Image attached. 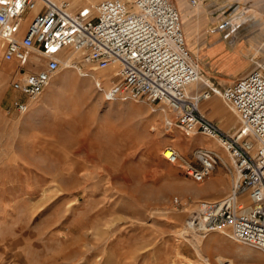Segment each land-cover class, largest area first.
Instances as JSON below:
<instances>
[{
    "label": "rangeland",
    "instance_id": "obj_1",
    "mask_svg": "<svg viewBox=\"0 0 264 264\" xmlns=\"http://www.w3.org/2000/svg\"><path fill=\"white\" fill-rule=\"evenodd\" d=\"M69 1L79 7L102 0ZM171 1L182 13L188 47L208 16L232 33L227 41L241 52L234 60L241 77L264 58V0L250 7L238 0L236 11L228 6L234 0H221L222 9L199 1L195 11L184 10L185 0ZM70 56L72 64L64 59L43 95L20 114L12 107L17 64L0 55V264H264L261 249L230 231L204 236L188 229L197 202L211 200L202 193L217 188L222 198L231 190L234 163L221 143L187 135L161 103L107 101L94 77L109 86L112 68L94 71L80 55ZM203 73L221 90L241 78ZM199 87L207 88L204 81ZM201 112L234 134L238 119L220 95L203 101ZM167 119L174 121L170 129ZM166 148L178 152V162L165 159ZM199 148L221 159L202 183L186 174L188 164L200 168Z\"/></svg>",
    "mask_w": 264,
    "mask_h": 264
},
{
    "label": "built area",
    "instance_id": "obj_2",
    "mask_svg": "<svg viewBox=\"0 0 264 264\" xmlns=\"http://www.w3.org/2000/svg\"><path fill=\"white\" fill-rule=\"evenodd\" d=\"M72 53L94 71L112 68L109 86L105 77H94L107 101L161 103L187 135L200 132L221 143L234 163L231 190L221 199L199 200L188 229L204 236L230 231L237 242L264 252V58L222 90L213 82L201 90L204 73L171 0H102L79 7L69 0H0V55L17 64L11 83L17 112L30 110ZM215 94L238 119L234 135L201 112L203 101ZM166 126L172 128L174 121L167 119ZM195 156L201 166L186 165V174L202 183L221 159L207 148ZM165 159L174 164L179 154L171 148ZM174 203L184 205L178 197Z\"/></svg>",
    "mask_w": 264,
    "mask_h": 264
},
{
    "label": "crops",
    "instance_id": "obj_3",
    "mask_svg": "<svg viewBox=\"0 0 264 264\" xmlns=\"http://www.w3.org/2000/svg\"><path fill=\"white\" fill-rule=\"evenodd\" d=\"M197 1L202 2L201 8H203V5L206 4L205 0H197ZM220 1L221 0H210V3L208 4L214 7H217V9H222L226 5H223L222 2ZM243 1H244V4L249 5V7L251 5H254V2H253L254 0H243ZM195 6L196 5H193L191 3V0L189 2L188 0H185L184 10L185 11L186 10L195 11V8L190 9L191 7H195ZM228 6L230 7L232 6L233 10L236 11L240 8V3L238 0H234L233 2L229 3ZM260 7H261L260 10L264 11V3L260 4ZM179 12L182 17V13L180 10ZM203 16L205 15H202L201 17ZM205 18H206V22L198 27L196 36L191 40L193 42V45L189 47L191 53L193 54L195 59L198 61L201 70L206 72L208 75H211L210 74L211 72H216V73H219L220 75L227 74L233 77L240 78L243 75V73L241 72L240 66L236 67L237 64L235 63V61L241 58L240 57L241 52L237 51L235 48H231L229 46V42L227 41V37L232 35V33H229V31L226 32L219 25H217V27H214V24H219L218 23L219 20L218 21L212 20L208 16H205ZM196 20L197 19H195L194 23L196 22ZM197 24H198V21L195 23V25ZM185 35H186V26H185ZM205 60H208V61L211 60L213 61V64H210V62L204 63L203 61ZM225 60H228V61H225ZM203 64L205 65L204 68L202 67ZM225 113L227 114V116H229V118L232 119V116L230 117V113L227 110H225ZM236 127L237 125L233 121L231 123V129L229 131H232ZM216 184L217 183L213 181L211 183V186H216ZM223 194L224 192L222 190L215 188L205 193H202L201 195L204 197H210L211 200H217V199H221L219 197L222 196Z\"/></svg>",
    "mask_w": 264,
    "mask_h": 264
},
{
    "label": "bare ground",
    "instance_id": "obj_4",
    "mask_svg": "<svg viewBox=\"0 0 264 264\" xmlns=\"http://www.w3.org/2000/svg\"><path fill=\"white\" fill-rule=\"evenodd\" d=\"M198 5V4H197ZM183 19V18H182ZM73 60H74V57L72 56H69L68 58H67V61H66V63L69 65V64H71L72 62H73ZM111 68V67H110ZM110 68H108V69H110ZM106 70V69H105ZM83 76H85V75H83ZM202 79H203V81L205 82V85H206V83H208V84H211V81L210 80H208V79H206V77H202ZM202 81V82H203ZM228 106V105H227ZM229 107V106H228ZM230 108V107H229ZM231 109V108H230ZM235 134V133H234ZM233 134V135H234ZM163 154H164V157H165V155H167V156H169L170 154H171V149H169V148H166L165 150H164V152H163ZM178 162V161H177ZM224 261H221V264L223 263ZM232 263V261H225V263L224 264H231ZM233 264V263H232Z\"/></svg>",
    "mask_w": 264,
    "mask_h": 264
}]
</instances>
